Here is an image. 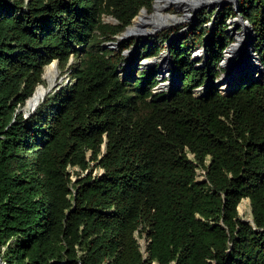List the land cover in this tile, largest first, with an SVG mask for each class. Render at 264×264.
<instances>
[{
    "label": "trees",
    "instance_id": "1",
    "mask_svg": "<svg viewBox=\"0 0 264 264\" xmlns=\"http://www.w3.org/2000/svg\"><path fill=\"white\" fill-rule=\"evenodd\" d=\"M154 2L0 0L6 264H264V81H241L229 94L216 85L232 45L226 21L236 14L220 13L214 32L213 18L201 15L174 44L147 49L146 58L168 51L179 72L171 94L157 95L156 70L120 77L132 44L104 46ZM239 11L264 65V0H240ZM199 48L204 69L192 62ZM53 63L70 66L73 82L27 120L19 110ZM71 170L81 173L76 182ZM244 200L254 225L240 218Z\"/></svg>",
    "mask_w": 264,
    "mask_h": 264
},
{
    "label": "bare ground",
    "instance_id": "2",
    "mask_svg": "<svg viewBox=\"0 0 264 264\" xmlns=\"http://www.w3.org/2000/svg\"><path fill=\"white\" fill-rule=\"evenodd\" d=\"M234 0H155L154 16H148L146 12H141L140 16L135 20L134 25L128 29V33L120 37L123 42L136 40L137 44H145L149 38H153L164 30L173 27L175 24L184 23L195 14L196 11H202L210 7V11L214 10L221 12L225 6L231 5ZM173 9L182 10L184 17L182 19L172 16H166L164 12ZM238 19L231 20V34L237 41L230 51L226 54L220 68L223 71V76L218 84L220 90L229 94L234 92L236 86L242 81L253 79L256 81H264V69L260 60L252 54L253 35L251 28L246 24H240ZM239 26H242V31L237 32ZM230 31V30H229ZM165 58V57H164ZM168 58V57H167ZM169 59V58H168ZM165 61V62H164ZM162 61L160 66V80H165L158 91L171 90L176 86L174 79L177 77L172 71H169L167 59ZM149 65H152L151 63ZM157 65V63H156ZM148 66V65H147ZM56 65L50 66L45 74V80L48 86H41L29 102L27 109L32 108L42 103V100L54 84L57 76ZM169 79V80H167ZM172 79V80H171ZM198 95L204 93V89L196 92Z\"/></svg>",
    "mask_w": 264,
    "mask_h": 264
},
{
    "label": "rangeland",
    "instance_id": "3",
    "mask_svg": "<svg viewBox=\"0 0 264 264\" xmlns=\"http://www.w3.org/2000/svg\"><path fill=\"white\" fill-rule=\"evenodd\" d=\"M154 4H155V2H154ZM234 7H235V4L232 3L231 5L225 6V9L223 11H221V12H217V11H214V10L210 11V10L204 9V10H202V11H200L198 13L197 20H196L195 23L193 21H191V20H188V21H186L184 23L175 24L173 27L164 30L163 32H161L158 35H156L155 37L149 38L148 41L145 42V44H143V45L137 44V41L136 40H131L129 42L126 41V42L120 43V37L122 36L121 35V36H119L117 38V41L118 42L114 43V45L105 44L104 46H107V48L108 49H111L112 51L120 52L121 45H124V44H130L131 45L132 44L131 48L123 53L124 63L121 65V68H120V71H119V74H120L121 79L125 80L127 78H131L132 76L138 75L140 73H147V72H152V71L156 70V71H158V74H159V84H158L157 88H155L154 93L157 94V95L158 94H163V93H167L168 95H170L172 90L158 91V88L166 80V79L163 80V81L160 80V73H161L160 72V66L163 63L162 61H164L165 58H166L167 59L166 63L168 64V69L170 68L169 71H172L175 74V72H176L175 70H177L176 69V66H175V60H174L173 57L168 56L167 51L166 52H163L159 57L146 58V55L149 53L147 51V49L149 47H151V49L153 50V49H155V46L160 45L161 42L166 41L167 39H168V43L170 42L169 43L170 45L174 44L177 40L181 39V37H183L185 34H187L190 31V29L195 24L198 23L199 16H201V15H204V16L209 15L210 16V19L213 18L212 22L207 25V29H209L212 32H214L216 30L215 22L214 21L218 17V15L220 13H224L225 10L228 9V8H232L234 10ZM237 12L234 11V13L236 14V16L229 17L227 19V21H226L227 33L229 34V36L232 39V45H234L237 41L231 35V34H233V33H231L232 31L230 29L231 28V26H230L231 20L238 19L242 24H245L244 22L241 21V19L239 17V14ZM140 14H141V12H140ZM140 14H139V16H140ZM155 14H156V12H155V6L153 7V12L151 14H149L147 12V15L148 16H154ZM164 14L166 16L177 17V18H180V19H182L184 17V12L182 10L173 9V8H171L170 10L164 12ZM104 20H105L106 23L116 24L115 20L112 19V18H110V17H106V18H104ZM135 20H134V22H135ZM133 25H134V23H133ZM241 31H242V26H239L238 29H237V32H241ZM253 38H254V36H253ZM117 43H120V44H117ZM253 46H254V49H255V45H253ZM252 50H253V47H252ZM253 51H255V50H253ZM255 53L253 55H255ZM225 56L226 55H224V57ZM72 62H73V60H72ZM192 62L195 63V64H197V68H199V69L206 68V66L208 65V55L206 54V51L204 50V48H199V49H195V50L192 51ZM150 63L152 65H149ZM156 63H157V65H156ZM52 65H56L57 66L56 67L57 68L56 69L57 76H56V78L54 80V84L52 86V91L50 93H53L54 91L59 90L61 87L70 86L72 84V82H73V80L71 78V74H70L71 72L69 70V67L70 66L67 68L66 71L63 72V71H61L59 69L57 63H53ZM261 65H262V68L264 69V65L262 63H261ZM49 67H47L45 69V72H44V82H45V84L42 85V86H48V82L45 80V74H46V71H47V69ZM216 71L220 74L219 80L216 81V85L218 86V84H219V82H220V80H221V78L223 76V71L221 70L220 66H219V69L216 70ZM177 74L179 75L178 70H177ZM167 80H169V79H167ZM177 82L179 83V78H178V81ZM200 89H202V88H200ZM200 89H198L197 91H199ZM196 92H195V96L196 97H199L200 95H198ZM50 93H48V94H50ZM28 104L23 109H20L19 110V113H22L27 120L33 114L31 110H28L27 109ZM70 172L72 174L73 181L76 182L78 180V177H77V174L76 173L77 172L80 173V171H78V170H71ZM89 174H90V172L87 173V174H85V175H83V177H86ZM92 174H93V177L100 176L102 174V171H100V170H94L92 172ZM199 181H203L202 176H199ZM238 211H239L240 218L242 219L243 222H250L252 220V210H251L250 202L248 200H244L240 204V206L238 208ZM137 239L139 241V244L141 246L142 251L145 253V251L147 249V245H148V242H147L146 238L145 237H140L139 235H137ZM3 251L4 250H2V252L0 251V264H6L2 260V256L4 254Z\"/></svg>",
    "mask_w": 264,
    "mask_h": 264
},
{
    "label": "water",
    "instance_id": "4",
    "mask_svg": "<svg viewBox=\"0 0 264 264\" xmlns=\"http://www.w3.org/2000/svg\"><path fill=\"white\" fill-rule=\"evenodd\" d=\"M233 3L235 4V7H234V11L235 12H237L238 14H239V17H240V19H241V21L242 22H244L248 27H250L251 28V31H252V34H253V36H254V38H253V45H255V42H256V36H255V31H254V29L252 28V26L250 25V23L248 22V21H246L242 16H241V14H240V11H239V5H240V0H234L233 1ZM214 7V6H213ZM213 7H211V8H213ZM210 7L208 8V10H210L211 9ZM141 12H146L147 13V11L146 10H142ZM198 13H199V11H196L195 12V14H194V16H192L191 17V21H193L194 23L196 22V20H197V15H198ZM134 23V22H133ZM129 29V28H128ZM128 29L126 30V32L123 34V35H126L127 33H128ZM122 35V36H123ZM123 41H121L120 40V43H122ZM120 43H117V44H120ZM170 43V42H169ZM168 43V44H169ZM109 45H114V43H109ZM234 45H231L230 47H229V49L227 50V52H229L230 51V49L233 47ZM106 48H107V46H105ZM205 50V49H204ZM253 50H255L254 49V46H253ZM167 53H168V56H170V53L167 51ZM255 53V51H252V54H254ZM255 56L259 59V56L255 53ZM225 58V57H224ZM260 60V59H259ZM261 62V61H260ZM57 67V66H56ZM176 71V74H177V70H175ZM178 78H179V76H178ZM204 89V91H206V88H203ZM36 91H37V89H36ZM52 91V87H51V89L49 90V93ZM36 93V92H35ZM35 95V94H34ZM34 95H33V97H34ZM32 97V98H33ZM46 97H47V94L44 96V98H43V100H42V102H44L45 101V99H46ZM32 98L27 102V104L29 103V102H31V100H32ZM41 104H38V105H36V106H34L33 108H32V113H34L36 110H37V108L40 106ZM105 149V148H104ZM251 225H254V223H253V220H251L250 222H249Z\"/></svg>",
    "mask_w": 264,
    "mask_h": 264
},
{
    "label": "built area",
    "instance_id": "5",
    "mask_svg": "<svg viewBox=\"0 0 264 264\" xmlns=\"http://www.w3.org/2000/svg\"><path fill=\"white\" fill-rule=\"evenodd\" d=\"M226 55V54H225ZM223 62V61H222ZM221 62V63H222ZM203 89V88H202ZM201 90V89H200ZM222 93V92H221ZM202 179L204 180V178L202 177ZM199 180V179H198ZM143 252V251H142ZM143 254L146 256L147 255V252L145 251V253L143 252Z\"/></svg>",
    "mask_w": 264,
    "mask_h": 264
}]
</instances>
